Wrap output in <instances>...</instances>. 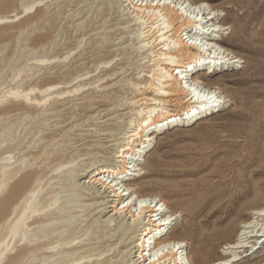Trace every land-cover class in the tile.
Listing matches in <instances>:
<instances>
[{
  "label": "bare ground",
  "instance_id": "bare-ground-1",
  "mask_svg": "<svg viewBox=\"0 0 264 264\" xmlns=\"http://www.w3.org/2000/svg\"><path fill=\"white\" fill-rule=\"evenodd\" d=\"M43 1L18 0L30 24L27 29L35 25L34 12ZM49 1L44 11L51 7L55 16L49 23L71 11L70 30L75 32L73 37L79 45L67 52L84 48L73 56V61H86L87 53L81 54L91 50L95 67L108 68L106 77L116 80L122 76L117 84H106L102 89L112 91L116 85L127 89L130 96L118 94L116 103L111 102L106 110L101 109L103 101L90 100L87 113L78 118H91V125L97 128L94 132L111 137L114 129H104L105 123L111 119L120 124L115 129L119 137L109 140L111 152L102 155L98 148H91L65 155L57 146L69 141L61 139L68 126L55 106L71 102L90 83L71 71L58 80H37L42 65L52 59L45 45L39 49L21 47L23 55L16 64L12 63L15 55L2 58L0 46V246L8 257L7 264H24L22 258L26 255L33 264H192L186 240L170 233L172 224L185 213L172 211L159 193H143L130 180L146 173L142 163L158 135L204 119L230 100L219 84L210 87L202 76L244 62L224 47L225 34L230 35L232 25L221 22L219 10L206 0H168L163 5L155 0ZM69 3H75V7L68 10ZM201 5L205 6L202 26L213 29L211 32H201L198 22L192 19L193 14L201 15L195 12ZM77 11L81 16L74 19ZM56 28V22L49 26ZM25 30L20 31L19 38ZM90 32L97 36L95 44L100 42L95 48L84 45L83 37ZM190 40L200 43H189ZM23 67L32 71L27 78L21 76ZM198 71L201 73L195 75ZM130 74L135 75L134 79L127 77ZM96 78L98 82L103 80ZM100 86L95 84V88ZM193 87L201 95L216 93L221 102L211 104L197 99ZM70 110H78L77 104ZM110 111V118L104 119ZM78 119L71 121L72 127ZM92 153V159L87 157ZM20 170L21 175L14 178ZM263 188V182H251L237 197H260ZM142 201L147 203L141 206ZM245 208L246 213L228 209L227 215L212 224L223 233L234 230L239 221L235 239L227 237L223 245L225 257L213 264H234L243 258L247 259L245 264L263 263L256 258L258 249L264 247V219L259 215L264 212V201H250ZM165 220L167 224L162 223ZM176 244L180 245L176 251H163ZM158 251L163 254L152 260Z\"/></svg>",
  "mask_w": 264,
  "mask_h": 264
},
{
  "label": "rangeland",
  "instance_id": "rangeland-1",
  "mask_svg": "<svg viewBox=\"0 0 264 264\" xmlns=\"http://www.w3.org/2000/svg\"><path fill=\"white\" fill-rule=\"evenodd\" d=\"M206 2L219 10L221 22L232 25L230 35L225 34L224 39L227 40L224 47L244 60L243 63H234V67H226L224 72L215 71L213 75L202 76L210 87L219 84L229 95L230 100L224 103L223 109L204 116V119L183 127L166 129L164 133L158 135L154 148L144 157L142 163L146 173L140 178L130 180L131 183H136L143 193H159L172 211L185 213L172 224L170 233L186 240L188 243L186 251L192 264H213L217 259L225 257L223 245L227 237L232 238V241L235 239L239 221L235 222L234 230L223 232L225 235L220 228H213L212 224L222 215H227L226 210L234 208L236 212L246 213L247 203L254 200L264 201L261 198L264 196V190L260 197L254 195L237 197L251 182L264 183V0H206ZM49 3V0H45L38 4L37 8L40 9L34 12L33 22L37 27L34 25L27 29L30 24L18 0H0V21H3L0 23L2 58L7 59L15 55L12 63L16 64L18 57L23 55L21 47L27 45L29 48L39 49L41 45H45L52 59H48L47 63L42 65L41 75L37 80H58L71 71L73 75L77 73L81 79H85L84 82H89L90 84L79 92L80 95L74 96L71 102H59L55 106V110L60 111L61 121L68 126L61 133V139L63 141L69 139L65 144L59 143L57 147L62 148L65 155L76 154L77 150L84 153L91 148H98L99 154L107 155V152H111L113 148L108 146L111 144L109 140L119 137L116 135L118 130L115 129L121 127L120 124L114 120L111 122V119L105 123L104 129L106 127L114 129L111 137L94 132L97 128L91 125L93 124L91 118H78L87 113L89 109L87 102L90 100L103 101L104 105L101 109L106 110L111 102L116 103L120 96H130V93L127 89L116 85L112 86V91L102 89L106 84L110 85L114 82L117 84L122 76H119L118 80H110L106 77L108 68L102 65L95 67L91 50L87 49L81 54L82 56L87 53L86 56L89 57L86 61H73V56L84 48L80 46L72 53L67 52L69 48H76L79 45L73 37L75 32L70 30L72 25L68 14L71 11L58 20L53 19L51 23L56 22L58 28L49 29L50 18H55L51 7L44 11L45 5ZM68 5V10L75 7V3ZM78 12L74 14V19L81 16ZM44 25L46 28L41 29L40 27ZM25 28L19 38L20 31ZM77 33L79 35V32ZM40 35L44 37L41 38ZM96 38L94 32L86 33L83 37L85 47L92 45L95 48L99 45L100 42L95 44ZM67 46L68 48L63 49ZM129 67L134 68V65ZM31 72L27 67H23L21 76L27 78ZM103 73L106 74L102 76ZM200 73L201 71H198L195 75ZM83 74L85 76H82ZM98 76L103 80L98 82L96 78ZM127 77L134 79L135 75L130 74ZM95 84L102 86L95 88ZM75 103L78 110L68 111V108ZM110 113L112 114L110 111L109 116H105L104 119L110 118ZM72 114L74 116L70 117ZM74 118L78 119L74 122L77 125L72 127L71 121H74ZM80 124L83 126L81 127ZM80 139L82 140L78 141ZM67 147L68 149L65 150ZM93 154L87 157L91 158ZM44 163L45 161L41 165ZM259 171L261 173L256 174ZM21 172L18 171L14 178H18ZM213 211H215L213 216L209 217ZM162 213H165V210ZM166 231H163V235ZM211 235L213 237H210ZM21 243L18 242L17 246L19 247ZM256 245L261 247L259 243ZM263 249L264 247L258 249L259 256L256 258L262 260V264H264ZM22 260L24 264H33L27 255L23 256ZM242 260L234 264L247 262L246 258ZM5 261L6 264L9 262L8 257H5ZM112 261H115V258Z\"/></svg>",
  "mask_w": 264,
  "mask_h": 264
},
{
  "label": "snow or ice",
  "instance_id": "snow-or-ice-1",
  "mask_svg": "<svg viewBox=\"0 0 264 264\" xmlns=\"http://www.w3.org/2000/svg\"><path fill=\"white\" fill-rule=\"evenodd\" d=\"M166 2H168V0H155V3H156V4H160V5H163V4H165ZM204 7H205L204 5H201L200 7H198L197 9H195V12H197V13H201V15L193 14L192 19L198 22V23H197V27L199 28V30H200L201 32H211V31H213V29H211V28H205V27L202 26V22H203V20H204V16H203V14H202V9H203ZM181 10L184 11L185 14L187 15V11H186V9L182 8ZM212 15L214 16V15H216V13H212ZM209 19H210V17H209ZM2 22H3V21H0V23H2ZM165 26L167 27V25H165ZM162 38H163V37H162ZM189 43L199 44L200 41H199V40H195V41L190 40ZM166 59H169L172 63H176V61H175L174 59L170 58V57H168V58H166ZM213 63H215V61H213ZM176 71L179 73V72H180V69L177 68ZM182 78H183V77H182ZM185 87H188V85L185 84ZM192 92L195 94L196 98L199 99V100H207V101H209L211 104H219V103L221 102L220 99L217 97V94L214 93V92L211 93V94H209V93H204L203 95H201V93L198 91V89H197L196 87H193V88H192ZM201 106L203 107V105H201ZM192 111L195 112L196 109H192ZM146 123H147V122H146ZM133 135H135V133H133ZM145 203H147V202L142 201V202H141V206H143ZM121 207H124V205H121ZM259 215H260V217H261L262 219H264V212H261ZM162 223L167 224L168 221L165 220V221H162ZM2 247H3V246H0V264H6V261H5V252L2 250ZM179 247H180L179 244H176V245H174V246H173V245H169V246H168L167 248H165L163 251H167L168 248H171L172 251H176ZM10 250H11V249H10ZM162 254H163L162 252L158 251L156 254L152 255V260H156L157 256L162 255ZM149 264H152V261H149Z\"/></svg>",
  "mask_w": 264,
  "mask_h": 264
}]
</instances>
